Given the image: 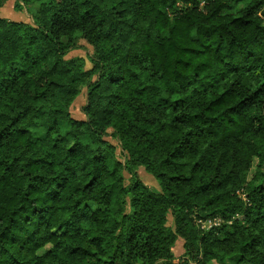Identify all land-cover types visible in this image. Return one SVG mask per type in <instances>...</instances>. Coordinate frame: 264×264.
I'll use <instances>...</instances> for the list:
<instances>
[{
    "label": "trees",
    "instance_id": "obj_1",
    "mask_svg": "<svg viewBox=\"0 0 264 264\" xmlns=\"http://www.w3.org/2000/svg\"><path fill=\"white\" fill-rule=\"evenodd\" d=\"M15 1L0 264H264V0Z\"/></svg>",
    "mask_w": 264,
    "mask_h": 264
},
{
    "label": "rangeland",
    "instance_id": "obj_2",
    "mask_svg": "<svg viewBox=\"0 0 264 264\" xmlns=\"http://www.w3.org/2000/svg\"><path fill=\"white\" fill-rule=\"evenodd\" d=\"M16 2L17 1L15 0L6 1V3L0 9V16L12 20H23L30 22L32 20L31 18L32 16L31 13L28 11V8L25 6L24 8H22V10H17ZM92 52H93L92 46L85 39H80L78 47L71 50L67 54V57L83 56L86 60L87 67H90L91 63L89 61V56L92 54ZM85 102H86V89L83 88L82 92L76 97L71 107V111L74 117L81 119L84 118L82 107L84 106ZM35 130H39V129L35 128ZM110 139L113 142H116L113 138ZM137 172L141 180L148 186L157 187L159 185L157 180L150 173H148L143 166L138 167ZM125 175L127 178H129L130 176L128 173H125ZM168 224L169 225L174 224V217L172 212L168 214ZM173 250L176 256L182 255L184 248H183V240L180 237H178V239L176 240ZM235 260H236L235 258L229 259L227 260V262L234 263Z\"/></svg>",
    "mask_w": 264,
    "mask_h": 264
},
{
    "label": "built area",
    "instance_id": "obj_3",
    "mask_svg": "<svg viewBox=\"0 0 264 264\" xmlns=\"http://www.w3.org/2000/svg\"><path fill=\"white\" fill-rule=\"evenodd\" d=\"M200 221H202L201 219H200ZM217 222V220H215L214 222H212L211 220H208V221H202V226L203 227H206V226H209V225H211L212 223H216Z\"/></svg>",
    "mask_w": 264,
    "mask_h": 264
}]
</instances>
